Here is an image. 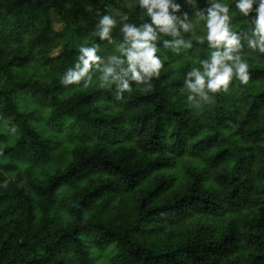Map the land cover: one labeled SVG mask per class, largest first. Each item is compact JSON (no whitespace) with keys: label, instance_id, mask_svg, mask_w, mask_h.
Segmentation results:
<instances>
[{"label":"trees","instance_id":"obj_1","mask_svg":"<svg viewBox=\"0 0 264 264\" xmlns=\"http://www.w3.org/2000/svg\"><path fill=\"white\" fill-rule=\"evenodd\" d=\"M214 1L172 0L180 7L169 13L179 27ZM232 13L233 31L254 39L257 14L246 22ZM103 15L116 24L101 38ZM56 22L68 44L52 59ZM125 23L156 31L159 75L137 85L121 53L113 75L131 92L113 81L68 94L61 78L78 71L82 47L96 48L100 60L80 82L104 72L111 43L130 47ZM159 27L139 0H0V116L16 127L13 140L0 134V264H87L109 247L112 264H264V52L247 55L246 85L233 75L199 114L172 69L179 45L195 47L201 65L213 48L192 31L173 36ZM35 57L48 80L19 74ZM33 97L47 106L51 135L32 125L40 119L27 109ZM63 143L68 156L46 166ZM23 162L42 171L26 172ZM11 166L17 177L5 172Z\"/></svg>","mask_w":264,"mask_h":264},{"label":"clouds","instance_id":"obj_2","mask_svg":"<svg viewBox=\"0 0 264 264\" xmlns=\"http://www.w3.org/2000/svg\"><path fill=\"white\" fill-rule=\"evenodd\" d=\"M235 4L240 13L245 16H248L252 11L256 12L255 26L251 30L254 39L249 40V47H259L260 51L264 52V0H235ZM254 4L257 5L255 9L253 8ZM139 5L147 8V15L151 17L155 25L160 26V32L178 36L181 29L185 32L192 30L193 26L189 23L181 22L179 27L174 24L176 18L169 13V7L176 10L180 6L172 3V0H139ZM157 9L158 11H155ZM121 18L127 20V16ZM200 18L205 20L207 40L210 42V46L216 50L210 53L209 59L201 61L204 65L203 72L193 70L188 73L189 77H194V79L185 81V89L189 92L187 99L190 102L194 101V94H198L203 100H208L210 93L227 91L233 75L242 85H246L249 81L248 63L242 59L241 55H233V52L241 48V44L238 34L230 31L229 28V6L217 0L207 9L206 15L200 13ZM115 24L116 20L113 16L103 15L99 20L98 35L101 38L108 37ZM121 31L125 34L126 40L130 41V47L122 45L118 50L126 55L128 61V68L122 69V71L125 74L131 72V78L136 81L137 85L153 75L158 76L162 65L161 60L154 55L157 49L151 43L157 39L153 27L144 24L141 28H136L125 23ZM198 40L203 42L204 38L199 37ZM177 43H183V41H177ZM221 45H223L224 51L219 50ZM96 51L97 49L94 47H82L80 63L77 64L78 71H70L63 76L62 83L65 85L78 84L82 77L89 72V69L100 60ZM123 63L124 60L120 56H110L109 64L104 68V74L99 79V86L109 87L113 81H116L121 92L124 90L131 92L132 89L127 80L121 82L118 74L113 75L115 68L112 65L120 66ZM109 75H112L111 81L108 79ZM85 86H88L87 82ZM119 98L120 93H117V99Z\"/></svg>","mask_w":264,"mask_h":264},{"label":"rangeland","instance_id":"obj_3","mask_svg":"<svg viewBox=\"0 0 264 264\" xmlns=\"http://www.w3.org/2000/svg\"><path fill=\"white\" fill-rule=\"evenodd\" d=\"M215 2V1H214ZM220 3H224L227 4L229 6V16H230V21H229V28L230 31H233V27L231 26V23L233 22L234 19V15L232 12L240 15V16H244V14L240 13L239 9L236 7L235 4V0H222L220 1ZM232 5V7H231ZM84 7H89V6H93V4L90 1H85L83 4ZM257 5H253V8L255 9ZM231 8V10H230ZM207 12V11H205ZM256 12L252 11L249 13V15L246 17L245 21L246 22H250L251 18H253L255 16ZM254 21V20H253ZM251 21V22H253ZM177 24L179 25L181 22L184 23H189L191 24L192 27V32H194L196 34V38L199 37H203L204 39L207 38V28L205 26V20L201 19L200 17L193 19L192 21H185V20H180V21H176ZM55 30H56V35L54 42L52 43V48H50L49 53H50V57L52 59L57 58L59 55H61L64 46L68 44V41H66V38L64 37V35L62 36V25L59 22L55 23ZM236 30V29H235ZM240 39V44H241V48L238 49L237 51L233 52V55H241L242 59L246 60V57L248 58L247 55H250V53L252 51H254L253 48L249 47V40L251 39L249 36L248 38H243L241 36H238ZM120 44L113 42L111 43L108 47L105 48L104 50V57L105 60L108 62L109 61V57L112 55H118L121 57V53L118 51L120 48ZM178 51H177V63H176V69H172L174 76L178 79L179 81V91L184 94L185 96V100L188 101L187 97L189 95V92L186 91L185 89V81L186 79H194V77L189 78L188 73L193 71V70H197L200 72L204 71V65H201L199 62H196L195 59H199V54L198 51L195 47L190 48L188 45L186 44H182L178 46ZM216 49L213 48V51H215ZM39 54V57L42 56L43 51H39V50H35V53ZM41 54V55H40ZM39 57H35V61L31 62V64H26V65H22L19 67V74L20 75H24V76H28V77H35L36 76H42V79H47L48 77L46 75L47 72H45V70L43 69V66L39 65ZM36 63V64H35ZM230 63V62H229ZM95 74V72H94ZM104 74V72L100 73V75H89L86 77L85 80L79 82L78 84H74V85H69L68 87V94L72 91H76L78 89L81 88L82 85H86V82L88 84V87H94V86H99V79L100 77ZM108 79L111 81L110 76L108 77ZM100 88V87H99ZM21 95V94H20ZM23 97V96H21ZM17 99H19L18 97H16ZM23 99V98H22ZM25 101V100H24ZM3 104L2 100L0 98V105ZM28 106L27 109L31 110V111H36V115L40 114V119L38 120H33L32 121V125L35 129H39L42 133L44 134H48L53 132V126L51 125L52 122L50 121V119H46V112L48 111L47 106L40 102L38 99L33 97V100H31L30 102H28ZM189 106L194 107V109L196 110V112H198L199 114H202V109L205 105L204 100L198 95V94H194V101H188ZM35 106V109L32 106ZM19 107L21 109H25L26 107L24 105L19 104ZM15 133H16V127L13 125V123L10 122V120L5 117H1L0 116V134H6V136H8L7 139H11L13 140L15 137ZM48 134V135H51ZM6 138L3 137L0 139V143H6ZM68 142V141H67ZM66 142V143H67ZM66 143H63V147L58 150L57 152H55V154L52 156L50 155L45 161V165L46 166H51V162L54 161H59V159H64L65 157L68 156L70 150L68 149V147L65 145ZM21 167H23L26 172H30L31 173L35 170V169H39V165L33 166L31 164H29L28 162H23L21 163ZM16 169H19V166H11V167H7L5 172L8 174V176H10L11 178L17 177L16 174ZM42 171V169H39L38 174ZM25 174V173H24ZM27 175V173H26ZM115 254V250L111 247L100 250L94 254H92L91 260L89 261V263L87 264H112V259L113 256Z\"/></svg>","mask_w":264,"mask_h":264}]
</instances>
